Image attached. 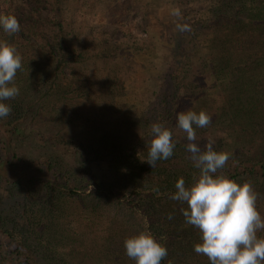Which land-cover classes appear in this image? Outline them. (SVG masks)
Here are the masks:
<instances>
[{
    "label": "trees",
    "instance_id": "obj_1",
    "mask_svg": "<svg viewBox=\"0 0 264 264\" xmlns=\"http://www.w3.org/2000/svg\"><path fill=\"white\" fill-rule=\"evenodd\" d=\"M73 1L0 0V16L14 15L20 25L14 34L0 26V40L22 56L14 81L19 95L2 101L11 114L0 118V264H106L108 258L124 264L109 239L87 238L94 232L86 224L105 216L103 206L151 232L168 251L161 264H211L194 251L201 233L186 223L187 204L171 198L180 178L190 187L199 176L178 114L189 111L186 104L197 114L204 110L211 123L193 125L194 143L203 151L212 141L215 151L230 156L216 175L251 182L264 194V0L177 2V26L184 30L177 27L171 36L174 62L163 85L169 89L154 93L155 112L143 111L125 137L118 125L109 130L92 120L93 109L84 106L93 98V80L77 76V66L96 58L92 50L102 59L122 56L127 44L93 37L80 11L69 10ZM201 35L210 37L193 64L184 39ZM216 72L229 83L210 95L203 80ZM114 81L104 84L111 104L118 94ZM178 104L184 109L177 111ZM153 123L170 129L175 144L173 155L154 168L146 162ZM134 132L137 139L129 135ZM90 244L104 248L86 251Z\"/></svg>",
    "mask_w": 264,
    "mask_h": 264
},
{
    "label": "rangeland",
    "instance_id": "obj_2",
    "mask_svg": "<svg viewBox=\"0 0 264 264\" xmlns=\"http://www.w3.org/2000/svg\"><path fill=\"white\" fill-rule=\"evenodd\" d=\"M179 1L133 0L132 3H129V0H88L84 5L83 0H74L71 3H66L70 7V11L75 9L80 11L76 12V15L78 19L79 17L86 19L87 26L93 28L91 31L93 37L101 38L105 34V37L112 40L113 45L122 42L127 44L123 49L128 48L121 49L123 50L122 56L118 52L117 56L104 59L101 55L96 54L97 50H92L91 53L96 55V58L88 60L86 65L77 66V76H83L84 79L90 77V80H93L91 82L93 98L90 104L84 107L93 109L92 120L96 124L106 125L109 130L114 129L116 124L119 134L125 137L128 135L125 132L128 128L130 129L132 125L138 127L133 122L142 117V113L149 110L148 115H152L153 113L149 112L151 110L155 112L153 110L156 108L154 93L169 89L163 85H165V74L168 67L174 62L171 36L178 27L179 20L175 17L174 12L176 11L175 5ZM69 10H65L67 18ZM209 37L201 35L193 41L184 39L183 49L185 47V53L193 64L199 55H204L203 40L209 39ZM86 46L82 45V47ZM111 78L115 79L114 83L117 85L112 89L116 93L118 92L113 95V104L104 96L107 90L104 84ZM227 82L228 76L218 72L205 76L203 80L205 90L210 95H214L217 90L223 92L229 83ZM66 106L68 105H62L64 110H66ZM192 106L193 104L191 106L186 104L189 110ZM184 107V104H178L177 111L183 110ZM137 132L129 135H135ZM0 134L2 136L3 132L0 131ZM137 138L138 136H132V139ZM253 188L256 192L258 191L257 186H253ZM256 207L261 217L264 218V194H259ZM102 210L101 212L105 213V216L100 214L90 226L88 223L86 224V227L94 232L93 236L87 238L91 240H98L101 237L109 239L111 252H120L124 264H135V261L132 260V263L126 255L124 241L138 235L141 228L138 229L137 225H134L125 213H119L115 217L111 207L103 206ZM257 236L264 238V230H259ZM92 237H97V239ZM98 241L101 244V241ZM94 244H98V242ZM94 244H90L85 250L88 251L90 247H94L98 251L103 250L104 247ZM112 257L113 262L120 260L117 256ZM104 263L112 264L110 258L106 259Z\"/></svg>",
    "mask_w": 264,
    "mask_h": 264
},
{
    "label": "clouds",
    "instance_id": "obj_3",
    "mask_svg": "<svg viewBox=\"0 0 264 264\" xmlns=\"http://www.w3.org/2000/svg\"><path fill=\"white\" fill-rule=\"evenodd\" d=\"M174 15H179L178 9ZM0 26L9 34L20 30L14 15L0 16ZM178 28L184 30L179 25ZM21 67L22 56L15 46L0 40V118L11 114V107L2 101L19 95L14 81ZM211 119L204 110L198 114L191 110L178 114V127L186 133L189 142L186 150L191 153L199 176L193 177L190 187L180 178L171 198L187 204V209L182 210L186 223L201 233L202 242L194 245V251L206 256L211 264H264V238L257 236L259 230H264V218L256 207L259 193L251 182L240 185L225 175H216L230 158L227 152L215 151L212 141L203 151L194 143L197 137L193 125L205 128ZM151 133L153 138L146 162L154 168L158 160L173 155L175 144L171 130L163 124L153 123ZM124 247L135 264H161L168 255L167 248L148 231L127 238Z\"/></svg>",
    "mask_w": 264,
    "mask_h": 264
}]
</instances>
